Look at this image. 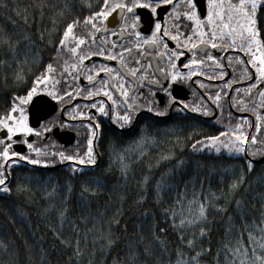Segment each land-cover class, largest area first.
<instances>
[{
	"label": "snow or ice",
	"instance_id": "6c2138e0",
	"mask_svg": "<svg viewBox=\"0 0 264 264\" xmlns=\"http://www.w3.org/2000/svg\"><path fill=\"white\" fill-rule=\"evenodd\" d=\"M84 2L86 7L91 9L90 0H84ZM161 8L168 13L167 20L159 14L158 10ZM169 8L170 11H168ZM141 10H147V17L143 19V23L148 25L145 31L140 30L143 16ZM117 11L120 19L117 21L113 17L112 23L118 25L119 31H114L106 26L105 21ZM78 28L84 32L83 35L77 33ZM125 33H127L126 36ZM117 35L126 42L108 39L109 36ZM40 38L43 39V33ZM24 39L28 40L27 37ZM170 42H174L171 47ZM3 43L7 45L11 59L19 65L20 60L17 59V54L20 41L4 37ZM212 50H218L217 54H213ZM229 50L238 51L242 55L235 57L229 55L224 58L219 55L220 52ZM63 51L70 54L72 62L60 59L57 61V66L52 60L60 57ZM92 57H104L107 61H115L118 67L104 63L93 64ZM181 57L185 60L182 61ZM154 58L157 61L155 64ZM52 60L43 66L39 74L34 75L31 83L24 88L23 94H13L10 108L0 114V129L4 130L0 134V193H12L13 189L10 187L12 172L15 171L14 166H19L22 162L43 167L67 163L68 170L74 177L83 176L84 179L79 182L75 193L71 182L65 183L59 208L54 203V197L58 195L56 185H52L50 189L45 186L44 194L46 198L53 201L45 211H56L59 221V230L53 229V235L65 248L72 250L65 264H84V248L88 246L89 234L94 230L99 234L93 236V255H95V245L98 241H103L99 250L101 255H104L111 250L115 239H119L118 237L113 239V227L120 224L117 218L120 215L119 210L110 222L104 220L102 212L93 214L89 211L92 207V199L105 189V185L85 171L89 167L99 166L100 153L94 148V140L98 144L101 137V125L96 113L109 117V109H115L122 104L123 111L115 112L111 119L119 129L125 130L132 127L137 114L142 109H146L155 117H165L170 111L184 113L188 110L207 116L212 114L213 106L216 110L223 111L221 103L223 97H228L230 106L239 108L241 111L245 110L249 104L252 105L250 111L253 113H256L257 106L264 108V0H206V2L205 0H102L98 10L91 11L83 19L77 16L66 22ZM225 60L227 63L224 62ZM85 61L89 63L85 64ZM5 63L7 61L0 59V65ZM229 71L233 74L237 72L243 74L238 79L225 80ZM100 73H104V76H100ZM196 75L207 76L210 80H225V85L214 93L201 96L200 100L203 103L190 105L180 98L178 92L176 95L173 94L174 85H188L192 77ZM14 79L22 84L26 82L23 69L14 74ZM245 79L250 83L243 90L233 88L234 83ZM81 80L87 81V85L76 83ZM193 83L199 84L202 88L205 87L199 79ZM144 87H147L148 95L152 99H148L144 92L139 91ZM230 90L240 95L230 96ZM253 90H255V96H253ZM157 92L163 93L162 100L156 98ZM38 93H46L47 97L57 101L60 107H63L66 102L70 103L75 96L86 99L103 96L111 101L108 106L103 99L98 103L84 106L95 109V112L79 111V116L89 121L86 126L89 134L83 152L57 151L54 141L42 147L35 146V142L26 139L29 134L43 138V133L51 132L58 123L60 127L67 126V121L60 123L57 120L51 121L48 125L41 124V131L30 126L26 106L33 101L34 97H38ZM38 98L42 99V97ZM138 98L144 103H139ZM208 101H211V105ZM79 108L80 105H75L73 112L75 113ZM64 113L69 114L67 109H64ZM228 116L231 118L232 113L229 112ZM74 118L75 115H73ZM262 120L264 116L260 114L255 116V121H249L247 117L237 119L225 131L217 135L205 136L193 141L190 148L194 152L213 149L216 153H220L224 149L230 154H242L247 171L250 173L254 158L264 156ZM152 142L151 137H145L143 134L132 142L135 145V149L132 150L135 160L129 155L128 148L116 153L120 161L119 171L122 177L126 179L132 166L147 156L148 145ZM16 143H22L28 151L15 150L13 145ZM173 160L172 166L161 172L159 177L153 179L145 174L140 178V193L136 201L142 204L147 199L148 185L151 182L154 206L159 208L164 227L156 223V213L146 210L143 215L152 219V238L159 244L166 258L159 264H202L201 257L206 255H212V264H221V255L223 264H264V213L261 215L260 225L253 223L256 234L245 225L243 230L236 231L235 238L232 237V233L237 226L232 215L229 214L224 228L225 241L221 247L212 254L211 248L204 246L205 241L211 244L209 233L212 222L208 218L209 209L221 214L227 211L221 204L215 202L219 200L232 202L229 197L233 196L245 182L243 167L238 166L236 172L228 174V193L225 194L223 190L220 196L212 193L210 200L209 193L204 190L203 177L188 173L186 161L183 157H175V153L161 156L155 165L148 164V171L151 172L153 167L158 168L161 161ZM177 176H187V179L178 186L173 183ZM219 179L223 185V174ZM177 188H179L178 191ZM29 191L27 184L16 185L17 193ZM172 192L176 194L171 195ZM166 194L170 195L172 203L170 206L161 207L165 202ZM73 195H75L77 206L87 212L88 217L93 221L92 227L86 228L83 232L77 226L76 220L68 217V202ZM120 199L122 201L124 197L121 196ZM233 207L243 220L245 210L241 200L235 199ZM19 215L23 216L24 213L20 212ZM80 220L82 223H87L86 217H80ZM66 223L75 233L73 240H67L61 236ZM165 228L176 232L182 245L175 249L174 258L164 240ZM124 230L126 231V228ZM81 237L84 240V248L81 247ZM140 239L142 241L143 237L141 236ZM245 239L247 243L244 242ZM0 248L7 251L8 245L0 240ZM185 248L192 254L189 255L184 251ZM143 251L145 255L149 254L147 248ZM127 255L128 264H135L139 254L131 244H129ZM41 264H46L43 254ZM87 264H92L91 260H88ZM113 264L117 262L114 260Z\"/></svg>",
	"mask_w": 264,
	"mask_h": 264
},
{
	"label": "trees",
	"instance_id": "16d2710c",
	"mask_svg": "<svg viewBox=\"0 0 264 264\" xmlns=\"http://www.w3.org/2000/svg\"><path fill=\"white\" fill-rule=\"evenodd\" d=\"M90 3L91 9L86 7L84 0H0V59L7 61L4 65H0V114L10 108L13 94H23L24 88L31 83L34 75L39 74L43 66L52 60L66 22L77 16L83 19L91 11L98 10L102 0H90ZM41 33H43V39L40 38ZM4 37L20 41L17 54V59L20 60L19 65L11 59L8 47L3 43ZM66 53L67 51H63L61 56L52 62L57 65V61L64 59ZM20 69H23L25 76L26 82L23 84L14 79V74ZM142 134L145 137H151L153 142L148 145L147 156L132 166L125 179L119 171L120 161L116 153L128 148L129 155L135 160V155L132 154L135 145L132 142L139 139ZM215 134L213 127H210L206 121L189 116L167 123L159 119L147 118L138 128L124 132L113 128L104 129L96 146L100 153L99 166L89 167L85 171L88 175L95 176L105 185V189L92 199V207L89 211L93 214L98 211L102 212L104 220L110 222L119 210L120 215L117 218L120 224L113 227V239L116 237L119 239H115L111 250L104 255H101L99 250L103 241H98L95 245V255H93V236L99 233L94 230L89 234L86 248H84V240L81 237V247L85 251L84 264H87L88 260H91L92 264H113L114 260L117 264H128L129 244L139 254L135 264H159L166 259L159 244L152 238V219L143 215L146 210L156 213V223L164 227L159 208L154 206L151 182L148 185L147 199L142 204L136 201L140 193V178L145 174L153 179L159 177L161 172L172 166L174 160L161 161L159 167H153L151 172L148 171L147 165H155L161 156L168 153H175V157H183L186 161L187 172L203 177L204 190L209 193L210 200L212 193L217 196H220L222 190L225 194L228 193L230 172H236L238 166L244 169L245 182L233 196L229 197L232 202L228 203L224 200L215 202L221 204L227 211L221 214L209 209L208 218L212 222L209 233L211 244L205 241L204 246L210 247L212 254L225 241L224 228L229 214L232 215L237 226V229L233 230V238H235L236 231L243 230L245 225L256 234L253 223L260 225L261 215L264 213V200H262L264 197V163L253 166L249 173L240 157L210 150L194 152L190 148L193 141ZM34 169L24 167L18 174H14L10 184L13 189L12 193L0 194V240L8 245L7 251L0 248V264H41L42 254L45 256L46 264H65L67 256L71 254V248H65L53 235V229L59 230V221L56 211H45L53 202L45 197V186L49 189L52 185L57 186L58 195L54 197V203L59 208L64 195L65 183L71 182L75 193L79 182L84 177H74L68 170V165L53 169ZM221 174L224 176L223 185L219 179ZM185 179L187 176H177L173 183L179 186ZM18 183L27 184L30 191L17 193ZM175 194V192L171 193V195ZM121 196L124 197L122 201ZM235 199H240L242 202L245 210L243 220L233 207ZM164 201L161 207L171 205L169 194L165 195ZM68 207L69 219L76 220L82 232L92 227V219L88 217L87 212L77 206L75 195L69 200ZM20 212L24 215L20 216ZM80 217H86L87 223H82ZM165 232L164 240L174 258L175 249L182 245L176 232L168 228H165ZM61 236L64 239L73 240L75 233L66 223ZM244 242L247 243V240L245 239ZM144 248L148 249V255L144 254ZM184 251L189 255L192 254L186 248ZM220 259L223 264L222 255ZM201 262L212 264V255L202 256Z\"/></svg>",
	"mask_w": 264,
	"mask_h": 264
},
{
	"label": "flooded vegetation",
	"instance_id": "af4514ba",
	"mask_svg": "<svg viewBox=\"0 0 264 264\" xmlns=\"http://www.w3.org/2000/svg\"><path fill=\"white\" fill-rule=\"evenodd\" d=\"M205 2H206V0H205ZM170 10L171 9L169 8L168 11H170ZM141 11H143V16H142V22L140 24V30L145 31V30H147L148 25L143 23V19H145L147 17V10H141ZM158 12L160 15H162L165 18V20L168 19V13L165 12L163 8L159 9ZM113 17H115L116 20L119 21L120 17L118 15V11L114 12L111 16H109L108 20L105 21V24L109 29L114 30V31H119L118 25L112 23ZM157 18H159V16ZM162 23H163V21H162ZM168 24H169V26L171 25L170 20L168 21ZM77 33L80 35L84 34V32L80 28L77 29ZM126 35H127V33H125V36ZM108 39L110 41L126 42V41H122V38L118 35L117 36H109ZM173 45H174V42H170V47ZM133 52L135 53V49L133 50ZM212 52H213V54H217L218 50H212ZM219 55L222 58H224V57H227L229 55L235 57L236 55H242V54H240L238 51L229 50L227 52H220ZM64 60H69L70 63L72 62L70 59V54L68 52L66 53ZM181 60L183 61V60H185V58L181 57ZM156 62L157 61L154 58L153 63L155 64ZM224 62L227 63L226 60ZM84 63L88 64L89 62L85 61ZM92 63L96 64V65H99L102 63L112 64V65L118 67L117 62L107 61L104 57H92ZM142 63H143V60H142ZM234 63H235V61H234ZM57 66H58V64H57ZM211 74H212L211 71H209V75H211ZM242 74H243L242 72H237V73L233 74L231 71H229V75L225 77V80L234 79V78L238 79L239 76ZM100 76H104V73H100ZM197 79L201 80L203 82V84L205 85V87L202 88V87H200L199 84L193 83V81H195ZM225 80H220V79L210 80L207 78V76L196 75V76L192 77V80L189 81L188 85H178V86L174 85L173 94L176 95L178 92L180 98L184 99L190 105H199L200 103H203V101L200 100L201 96L205 95L206 93H214L215 91L224 87ZM69 82L71 83V80ZM76 83L87 85L88 82L81 80V81H78ZM248 83H250V81L245 79L242 82L234 83L233 88H238V89L243 90ZM61 84H63V81H61ZM57 87H60V86L57 85ZM139 91L144 92L145 96L148 99H152V97L148 95L147 87L140 88ZM255 94H256L255 90H253V96H255ZM229 95L238 97L240 94L235 92V91L230 90ZM39 96H46L47 97L46 93H38V97ZM35 98L36 97H34L33 99H35ZM156 98L162 100L163 99V93L157 92ZM101 99L105 100L106 106L111 104V101H108L107 98L103 97V96L93 97L92 99H86L82 96H75V98L70 103L66 102L63 105V107H60L57 101H52L50 99L51 105H54L56 108L54 113H52L51 116L48 117L47 119L42 120L35 127L32 126L31 123L29 122L30 126L36 128L38 131H41V129H40L41 124L48 125L53 120H57L60 123L67 121V126L60 127V125L58 123L55 127L52 128L51 132L43 133V138L36 136L35 134H29L26 137V139H28L29 141L35 142V146H41L42 147L44 144H51L54 141L56 144L55 150H57V151L64 150L68 153H72V152L79 150V151L83 152L85 147H86V138L89 134V130L86 127L87 124L89 123V121L87 118L79 116L78 113H79V111L95 112L96 111L95 109L85 108L84 106L89 105V104L94 103V102L98 103ZM65 100H67V98H65ZM138 102L144 103V101L142 99H139V98H138ZM221 103H222V107H223L222 112L219 110H216L213 106L212 114L207 115V116L202 115L201 113H198V112H192V111L188 110L184 113H173L170 111L169 114L165 117H155V116H153L152 113L148 112L146 109H142L137 114V119H136V121L133 122L132 127L127 128L125 130L119 129L118 126L111 119L112 115L115 112L123 111V105L122 104L118 105L115 109H109V117L101 116L99 113H96V116H97V120L99 121V123L101 125V128H100L101 135H102L103 130L106 128H113V129H116V130L121 131V132L131 130V129L134 130L141 125V123L144 119H147V118H155V119H159V120L167 123V122L173 121L174 119L182 118L185 116L198 118V119L206 121L210 125V127H213V130L216 132L215 135H217L219 132L225 131L226 128L230 124L235 123L237 121V119L247 117V119L249 121H255V116L257 114L264 116V108H260L258 106H257L256 113H253L252 111H250V109L252 107L251 104H249L245 110L241 111L239 108H233L230 106V102H229L228 97H223ZM30 104H31V102L26 106V112L28 114V121H29ZM208 104L211 105V101H208ZM75 105H80V108L77 109L76 112L74 113L73 107ZM64 109H67L69 114H65ZM229 112L232 113L231 118H229V116H228ZM73 115H75L74 119H73ZM261 124H262V127H264V120L261 121ZM3 131H4L3 129H0V134H2ZM14 139H16V137H14ZM258 139H259V137H258ZM96 146H97V142L94 140V148L97 151ZM13 148L15 150L21 151V152H27L28 151L26 146L23 145L22 143L14 144ZM212 151H214V150L212 149ZM220 153H228V152L226 150L222 149ZM228 154H230V153H228ZM230 155L242 158V160L245 163V160H244L242 154L231 153ZM98 162H99V157H98ZM263 163H264V156H257L253 160V166L261 165ZM63 165L66 166L67 163H64V164L58 163L55 166L43 167V166L30 165L27 162H22L19 166H14L15 171L12 172V176L14 174H18L20 172V170L23 169L24 167L31 168V169H34V168L51 169V168L63 166ZM0 194H2V193H0Z\"/></svg>",
	"mask_w": 264,
	"mask_h": 264
},
{
	"label": "water",
	"instance_id": "95a60500",
	"mask_svg": "<svg viewBox=\"0 0 264 264\" xmlns=\"http://www.w3.org/2000/svg\"><path fill=\"white\" fill-rule=\"evenodd\" d=\"M39 97H42V99L36 97L33 99L29 107V122L34 127L37 126L42 120L50 117L51 114L56 110L55 106L51 105V100L48 97Z\"/></svg>",
	"mask_w": 264,
	"mask_h": 264
},
{
	"label": "rangeland",
	"instance_id": "374dc122",
	"mask_svg": "<svg viewBox=\"0 0 264 264\" xmlns=\"http://www.w3.org/2000/svg\"><path fill=\"white\" fill-rule=\"evenodd\" d=\"M204 150H210V151H212V149H204ZM204 150H202V151H204ZM215 152V151H214Z\"/></svg>",
	"mask_w": 264,
	"mask_h": 264
}]
</instances>
